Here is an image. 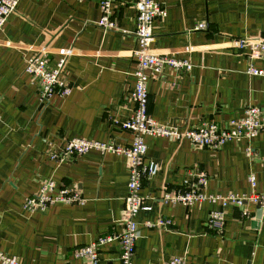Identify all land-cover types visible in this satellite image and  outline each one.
<instances>
[{
  "label": "crops",
  "instance_id": "obj_1",
  "mask_svg": "<svg viewBox=\"0 0 264 264\" xmlns=\"http://www.w3.org/2000/svg\"><path fill=\"white\" fill-rule=\"evenodd\" d=\"M136 0H114L116 27L97 25L99 0H17L0 30V249L26 264H89L73 250L123 228L128 168L124 155L91 149L82 156L54 160L67 139H132L122 128L133 112L137 41ZM166 15L153 22L149 52L188 60L189 69L165 66L149 78L148 112L162 124L192 126L201 121L226 124L244 115L247 106L264 111V55L250 59L235 39L264 37V0H156ZM204 29H196L198 22ZM44 48L54 65L66 48L65 64L72 90L42 103L24 71V58ZM145 158L158 164L156 175L139 190L147 210L135 219L140 235L133 264H165L181 256L188 264H264V209L248 205L243 216L233 205L223 208L220 233L206 220L218 203L190 206L163 202L165 190L177 188L194 171L208 175L205 191L246 194L254 174L264 189V132L238 138L218 149L145 136ZM256 152L249 158L245 150ZM52 179L76 189L82 204L54 202L28 211L24 198ZM258 216V217H257ZM171 219L167 227L148 228L147 220ZM117 241L100 246L99 264H118Z\"/></svg>",
  "mask_w": 264,
  "mask_h": 264
},
{
  "label": "built area",
  "instance_id": "obj_2",
  "mask_svg": "<svg viewBox=\"0 0 264 264\" xmlns=\"http://www.w3.org/2000/svg\"><path fill=\"white\" fill-rule=\"evenodd\" d=\"M114 0H99L100 17L97 25L103 30L116 27L111 18L112 4ZM17 0H0V30L7 16L15 9ZM136 26L134 36L137 41L136 66L132 72L135 77L131 92L134 103L133 112L129 118L121 123L122 128L128 130L132 139L127 145H118L114 141L89 140L80 137L67 139L63 149L51 155L54 160H64L82 156L94 149L100 153L112 152L124 155L127 160L128 183L127 194L124 200L123 228L118 234L98 237L95 241L79 246L73 250L77 258L86 259L89 264H99L100 246L117 241L119 247L118 264H133L135 257L136 240L140 235L139 225L135 219L140 210L150 207L143 204V197L139 190L144 179H150L156 175L158 164L145 158V136L164 137L170 140L188 139L192 144L218 149L226 142L238 138L252 139L260 132H264V111L258 106H247L244 115L240 118H231L226 124L215 121H201L192 126L181 127L178 124H162L154 120L148 112L149 94L147 82L149 78H155L161 74L164 67L189 69L191 63L188 60L176 59L167 55H157L149 52V45L153 40V22L156 18H163L166 9L156 0L135 1ZM206 23L201 21L196 24V29H204ZM235 45L247 49L250 59L264 55V37H243L235 39ZM72 48H66L62 56L54 65L50 64L48 52L40 48L37 52L25 56L24 71L29 75L30 82L36 88L39 100L47 103L53 95L67 96L72 90V85L65 73V64ZM247 72L252 75H264L263 68L250 65ZM249 158H254L256 152L251 148L245 150ZM250 192L246 194L207 193L208 175L204 171H194L189 178L182 180L181 184L173 190H165L160 200L170 203H181L190 206L197 202L208 201L218 203L220 209H212L206 220L207 228L215 233H220L224 225L223 208L233 205L241 210L243 216L249 214L248 205H256L264 209V189L256 190L254 174L248 177ZM56 183L52 179L42 181L35 193L24 198L23 207L28 211L45 209L50 204L60 201L69 204H82L85 198L73 188L62 186L56 189ZM172 221L166 217H158L154 221L147 220L144 225L148 228L167 227ZM0 264H26L16 256L8 255L0 249ZM165 264H188L181 256L170 258Z\"/></svg>",
  "mask_w": 264,
  "mask_h": 264
},
{
  "label": "water",
  "instance_id": "obj_3",
  "mask_svg": "<svg viewBox=\"0 0 264 264\" xmlns=\"http://www.w3.org/2000/svg\"><path fill=\"white\" fill-rule=\"evenodd\" d=\"M259 209H261L260 207H259ZM258 217V216H257Z\"/></svg>",
  "mask_w": 264,
  "mask_h": 264
}]
</instances>
